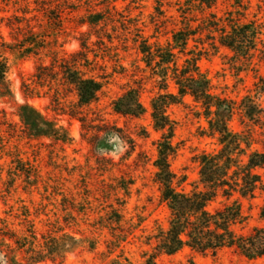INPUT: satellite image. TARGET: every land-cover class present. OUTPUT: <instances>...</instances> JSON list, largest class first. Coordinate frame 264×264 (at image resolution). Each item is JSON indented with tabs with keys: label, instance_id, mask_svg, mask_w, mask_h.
I'll use <instances>...</instances> for the list:
<instances>
[{
	"label": "rangeland",
	"instance_id": "rangeland-1",
	"mask_svg": "<svg viewBox=\"0 0 264 264\" xmlns=\"http://www.w3.org/2000/svg\"><path fill=\"white\" fill-rule=\"evenodd\" d=\"M160 9L167 21L155 19L158 0H142L141 7L125 9L129 0H117V10L122 15L137 19L136 26L149 42L165 43L170 39V30L175 27L172 21L179 20L178 4L184 0H159ZM27 3L35 7V0H0V41H11L6 17L22 15L21 9ZM241 5L246 8V20L264 23V0H217L211 11L218 17L235 10ZM40 13L31 11V17ZM78 14L69 15L66 21L65 56L80 50L79 32L88 38V66L80 67L87 76L96 78L101 88L96 99L88 106L76 109L75 91L62 79L45 81L40 86L34 76L38 61L49 59L43 56H30L16 59L8 51L2 54L8 58L11 81L16 104L27 103L42 115L64 127L71 140L56 143L47 137L29 139L14 137L11 143L18 144L23 159H28L36 169L33 184H26L23 177L16 179L9 196L2 197L7 170L12 167L11 157L0 151V217H9L15 228H21V208L28 209L30 219H34L38 233L58 225L63 231L73 234L77 239L96 237L98 244L90 249L88 243H80L65 255L64 264H106L111 257L121 254L132 264L144 262L143 253L150 252L155 244L152 237L159 227L166 228L170 211L160 198L159 184L154 178L156 169L153 162L157 157V141L161 132L155 130L151 118L150 103L158 93V78L145 66L143 55L134 41V21L122 20L113 24H100L96 27L77 26ZM127 19V18H124ZM122 21V23H120ZM173 21V22H174ZM34 23V20H32ZM111 38H107V36ZM192 44V43H191ZM200 69L211 84V92L217 96L233 100L236 104L247 94L252 95L254 84L264 77V60L256 52L250 63L237 60L226 47L198 61ZM42 83V82H40ZM33 85L37 94H27L24 85ZM130 89H137L139 101L144 112L138 116L125 115L114 111V101ZM168 90L175 92L173 83ZM56 91L59 97H56ZM264 106V97L259 99ZM78 110L76 115L69 111ZM168 114L174 121L172 144L174 154L169 158L170 169L180 180L178 190L190 191L198 185V157L204 152H216L220 145L215 137L207 133L206 119L201 114L198 103L185 96L183 101L171 105ZM5 118L22 129L16 105L0 100V117ZM240 113L233 115L229 122L233 130H241ZM5 126H2V129ZM256 133L260 130L256 128ZM17 138V139H16ZM253 148L264 149V136ZM264 181V168L258 169ZM238 199L244 220L234 226L238 233H249L253 227L264 226L260 217L264 206V190H257L254 197L243 198L234 194L228 201L218 197L209 209ZM111 209L121 213L124 225H133L120 249L107 253L105 240L109 238L108 229L98 228L100 216ZM97 227V228H95ZM119 259V258H118ZM37 264H57L46 259ZM155 264H264V255L248 259L230 248H223L216 254L200 253L183 247L174 254H160Z\"/></svg>",
	"mask_w": 264,
	"mask_h": 264
},
{
	"label": "trees",
	"instance_id": "trees-1",
	"mask_svg": "<svg viewBox=\"0 0 264 264\" xmlns=\"http://www.w3.org/2000/svg\"><path fill=\"white\" fill-rule=\"evenodd\" d=\"M125 1V0H122ZM142 0H129L125 9L141 7ZM117 0H35V7L27 3L21 9L22 15L12 14L6 25L10 29L12 40L0 41V53L8 51L16 59L30 56H43L35 65L34 76L42 86L45 81L61 75L75 91L76 109L90 105L101 88L100 82L87 76L80 67L88 66V38L79 32L80 50L65 56L66 21L69 15L77 13V26L96 27L109 25L122 20L137 19L122 15L116 7ZM217 0H184L178 4L179 20L172 21L175 27L170 30V39L165 43L149 42L142 30L135 27L134 41L143 55L145 66L158 78V93L152 98L151 118L155 130L161 132L157 141V157L153 162L156 169L154 178L159 184L160 198L166 203L170 218L166 228L159 227L152 236L155 244L152 250L143 253L142 264H155L160 254L171 255L188 247L200 252L216 254L223 248L233 249L248 259L264 255V226L253 227L247 233H238L234 226L244 220L238 199H232L220 207L210 210L209 205L218 197L229 200L234 194L243 198H252L257 190H264V181L258 169L264 168V149L253 148L259 143V135L264 136V106L259 99L264 97V77L254 84L253 94L245 95L239 103L217 96L211 92V84L200 69L198 61L218 50L220 46L229 49L237 60L250 63L256 52L264 60V23L246 20L245 7L226 12L218 17L211 9ZM161 3L155 8L157 21L163 11ZM36 11L39 16L26 14ZM127 18V19H124ZM34 20V23L32 22ZM122 23V21L120 22ZM111 38V36H107ZM192 43V44H191ZM10 64L7 57L0 54V100L16 105L17 114L22 123L20 132L16 125L0 117V151L10 156L12 167L7 170V179L3 182L2 197L9 196L15 190L16 179L33 184L36 169L28 159H23L18 144L11 143L14 137L29 139L47 137L56 143H68L71 137L68 131L53 120L42 115L27 103L16 104L11 81L8 77ZM42 82V83H40ZM173 83L175 92L168 90ZM27 94H37L33 85H24ZM59 92L56 91L58 98ZM185 96L192 97L198 103L201 114L206 119L207 133L215 137L220 145L216 152H204L199 155L198 185L190 191L178 190L180 180L170 169L169 158L175 152L172 144L174 121L168 114L171 105L181 103ZM117 113L138 117L144 112L139 101L137 89H130L113 103ZM69 111L76 115L78 110ZM240 113L241 130H233L229 122L235 113ZM2 126H5L2 129ZM256 128L260 130L256 133ZM16 138V139H17ZM21 228H15L9 217H0V264H37L50 259L64 264L65 255L73 251L80 243H88L94 249L96 237L77 239L73 234L63 231L58 225L38 233L34 219H30L27 208L22 207ZM260 217L264 219V206ZM98 228L108 229L109 238L105 240L107 253L112 254L121 248V244L130 234L133 225L125 226L123 216L111 209L100 216ZM97 228V227H95ZM122 249H120V252ZM121 254L111 257L106 264H132ZM119 258V259H118Z\"/></svg>",
	"mask_w": 264,
	"mask_h": 264
}]
</instances>
